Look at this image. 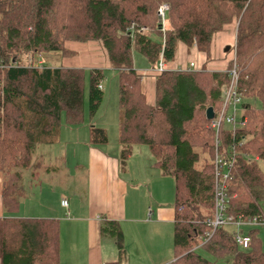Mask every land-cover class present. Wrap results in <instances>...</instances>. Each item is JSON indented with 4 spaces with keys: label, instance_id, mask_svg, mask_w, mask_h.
<instances>
[{
    "label": "trees",
    "instance_id": "1",
    "mask_svg": "<svg viewBox=\"0 0 264 264\" xmlns=\"http://www.w3.org/2000/svg\"><path fill=\"white\" fill-rule=\"evenodd\" d=\"M164 1L170 9L162 31L157 11ZM234 22L236 46L226 51L230 59L225 70L158 73L155 104L148 103L142 75L134 66V50L152 66L161 56L173 61L180 44L195 47L210 60L216 37ZM132 25L136 26L133 30ZM144 26L153 33L139 31ZM66 41H100L119 74L122 165L135 146L146 145L161 173L174 178L175 259L171 264H215L197 252L200 247L216 258L231 257L232 264H264L258 237L264 227L247 232L251 244L246 250L235 242L237 230L231 232L227 226L202 243L209 228L206 220L214 213L217 150L206 110L221 108L234 56L247 123L236 129L225 124L219 131L218 149L235 152L228 212L264 218V171L258 161L246 157L249 154L264 162V0H0V172L8 213L0 217L1 264H60L59 221L12 214L26 193L23 172L33 166L36 147L59 141L63 124L84 122L88 82L90 120L104 100V90L99 88L104 69L35 62L46 52L73 55ZM108 141L106 128L90 125L91 144ZM102 231L114 238L123 254L119 224L105 220Z\"/></svg>",
    "mask_w": 264,
    "mask_h": 264
},
{
    "label": "crops",
    "instance_id": "2",
    "mask_svg": "<svg viewBox=\"0 0 264 264\" xmlns=\"http://www.w3.org/2000/svg\"><path fill=\"white\" fill-rule=\"evenodd\" d=\"M234 41V33H220L210 60L195 47L188 49L180 44L167 67L171 70L194 61L210 71L225 70L230 55H220L219 49ZM66 47L75 55L61 54L60 66L46 64L41 56L35 62L51 67L112 69L101 42L70 41ZM157 65L137 69L149 104H155ZM87 117L88 110L82 124L62 125L59 141L54 144L65 141L67 146L36 147L27 185L23 172L26 193L16 209V217L59 221L60 264H171L175 259L174 178L161 173L148 146L146 150L135 146L124 166L120 143L91 144ZM64 185H68V193L63 191ZM33 197L39 199L34 206L24 204ZM64 199L68 206L62 204ZM105 220L117 222L123 232L125 251L121 255L114 238L102 231Z\"/></svg>",
    "mask_w": 264,
    "mask_h": 264
},
{
    "label": "built area",
    "instance_id": "3",
    "mask_svg": "<svg viewBox=\"0 0 264 264\" xmlns=\"http://www.w3.org/2000/svg\"><path fill=\"white\" fill-rule=\"evenodd\" d=\"M170 9L168 2L164 1L158 8V23L162 31L166 30L167 14ZM131 30L134 29L132 25ZM139 31L150 34L151 29L149 27H142ZM176 70L190 71L199 69L198 65L191 61L187 65H181L175 68ZM157 72L169 70L167 62L163 60L162 56L156 67ZM230 80L222 92V105L218 111H215V116L210 120V125L216 133V153L214 157L215 167V180H214V213L213 216L206 220V224L209 227L208 230L202 237V243L207 242L212 238L215 231L224 226H235L237 227V233L234 235L235 242L241 249H248L251 244V236L241 230V227H264V218L259 216H244L243 214L235 215L228 212L230 196L228 194V181L232 177V169L235 162L234 150L229 151L227 154L218 149L219 145V131L220 128L227 124L233 129L245 126L247 119L243 117L244 93L239 87V73L235 63L232 68L229 69ZM99 88L102 89V82L99 83ZM231 150V149H230ZM247 159L259 161L258 157H252L246 154ZM64 206H68L66 199L62 200Z\"/></svg>",
    "mask_w": 264,
    "mask_h": 264
},
{
    "label": "rangeland",
    "instance_id": "4",
    "mask_svg": "<svg viewBox=\"0 0 264 264\" xmlns=\"http://www.w3.org/2000/svg\"><path fill=\"white\" fill-rule=\"evenodd\" d=\"M236 29H237V22H234V24H232L230 27H228L227 30L222 32V33H226V32L234 33L235 41H234V43L230 44V48L232 46H236V31H237ZM152 32H153V30H151V33ZM67 42H70V41H66V43ZM72 42L87 43V42H80V41H72ZM88 42H90V41H88ZM98 42H100V41H98ZM66 43H65V47H66ZM68 50H70V49H68ZM219 50H220V55L226 54L225 48H221ZM230 51H231V49H230ZM61 54L62 53H60L59 51L46 52V53L41 54V57L45 60L46 64H48V65L60 66L62 63ZM73 55H75V52ZM73 55H67V56H73ZM133 55H134V66H135V68L144 69L145 67L149 66L150 62L147 60V58L143 54L134 50ZM227 55H229V53H227ZM36 59H37V57H36ZM150 66H152V65L150 64ZM204 69H206V71H210L207 69L206 65H204L201 68L199 67V69H197V71H199V70L203 71ZM89 70L90 69H88V71ZM173 70H175V69H173ZM88 85H89V82L86 85V93H85L86 110H88V106H89V86ZM103 85H104V89H105L104 90L103 103L100 106V108H99L98 112L96 113V115L94 116V118L92 120H90L89 115H88L85 122H86L87 126H90L91 124H95L97 126L107 128L108 136H109L108 146H118V144H119V132H118V127L116 125V122H117V117H118L119 74L115 69H113V68L112 69L111 68H105L104 69ZM189 128H191V125ZM65 145H66L65 141H63L60 144L59 143H57V144H41L39 146H65ZM138 146H140V148H144V149L147 148L146 145H138ZM142 146H144V147H142ZM34 160H35V157L32 158V162ZM258 162H259V166L264 171V162L260 161V160ZM202 165H203V161L201 160V162L199 163V166H202ZM30 170L31 169L27 168L24 171V182L26 185L30 180V176H29ZM168 180H171L173 182V179L170 177ZM167 186H169V188H170V183H167ZM67 187H68V185L63 186V188H64L63 191L66 193H68ZM2 191H3V173L0 172V217L4 216V214H6V210H5L4 205H3ZM166 194L168 195L167 191H166ZM32 200H26V201H24V204H30L31 206H34L35 202H38L39 199H36V197H33ZM27 202H29V203H27ZM23 206L24 207H22V208H25L26 205H23ZM205 212H206V210H205ZM7 215H8V213H7ZM13 215L16 217V212ZM252 228H254V227L243 226V227H241V230H243L244 232H249L250 229H252ZM227 229H229V231L233 232L234 230H237V227L230 225V226H227ZM258 237L262 242V249L264 250V228L261 229ZM197 252L199 254L203 255L204 257H206L207 259H209V261L214 262L215 264H232V258L231 257L216 258L214 255L208 253L204 248H201V247L197 249Z\"/></svg>",
    "mask_w": 264,
    "mask_h": 264
},
{
    "label": "water",
    "instance_id": "5",
    "mask_svg": "<svg viewBox=\"0 0 264 264\" xmlns=\"http://www.w3.org/2000/svg\"><path fill=\"white\" fill-rule=\"evenodd\" d=\"M230 49V46H227L226 47V51H228ZM215 116V112H214V108L213 107H208L207 110H206V118L208 120H212Z\"/></svg>",
    "mask_w": 264,
    "mask_h": 264
},
{
    "label": "bare ground",
    "instance_id": "6",
    "mask_svg": "<svg viewBox=\"0 0 264 264\" xmlns=\"http://www.w3.org/2000/svg\"><path fill=\"white\" fill-rule=\"evenodd\" d=\"M168 15V14H167ZM166 24H167V22H166ZM134 25V24H133ZM167 26V25H166ZM136 27V26H135ZM134 27V28H135ZM153 33V32H152ZM165 33V32H164ZM163 36V35H162ZM166 36V35H165ZM164 40V39H163ZM234 48V47H233ZM234 51V50H233ZM235 52H236V49H235ZM234 53V52H233ZM236 54V53H235ZM236 57V56H235ZM162 58H163V56H162ZM164 60V59H163ZM234 60V59H233ZM200 67V66H199ZM201 68V67H200ZM167 71V70H166ZM194 71V70H193ZM197 71V70H196ZM239 73V72H238ZM239 81H240V79H239ZM103 89V88H102ZM242 91V90H241ZM243 93H244V91H243ZM225 125V124H224ZM235 159V158H234ZM233 171V170H232Z\"/></svg>",
    "mask_w": 264,
    "mask_h": 264
}]
</instances>
